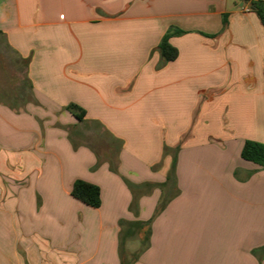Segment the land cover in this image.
<instances>
[{
	"label": "crops",
	"instance_id": "obj_1",
	"mask_svg": "<svg viewBox=\"0 0 264 264\" xmlns=\"http://www.w3.org/2000/svg\"><path fill=\"white\" fill-rule=\"evenodd\" d=\"M241 4L0 0L23 68L0 88V264H264V169L242 158L264 144V24Z\"/></svg>",
	"mask_w": 264,
	"mask_h": 264
},
{
	"label": "trees",
	"instance_id": "obj_2",
	"mask_svg": "<svg viewBox=\"0 0 264 264\" xmlns=\"http://www.w3.org/2000/svg\"><path fill=\"white\" fill-rule=\"evenodd\" d=\"M244 4L246 8H249V11H253L257 13L264 24V1L262 0H239ZM180 31H169L162 39L159 50L161 52L162 57L166 62L174 61L179 56V51L173 47L169 40L174 34H181ZM70 110L74 109V106H69ZM80 118V117H79ZM242 158L246 161L252 162L261 168L264 169V144L255 142V141H247L242 150ZM72 196L93 207L99 208L101 207V189L91 183L78 180L75 182L72 189Z\"/></svg>",
	"mask_w": 264,
	"mask_h": 264
},
{
	"label": "rangeland",
	"instance_id": "obj_3",
	"mask_svg": "<svg viewBox=\"0 0 264 264\" xmlns=\"http://www.w3.org/2000/svg\"><path fill=\"white\" fill-rule=\"evenodd\" d=\"M17 69V70H16ZM22 66L15 65L12 55L5 48L4 44L0 40V88L14 90L20 85L19 81L22 79L20 71H22ZM15 71H18V74L15 75ZM8 151V152H7ZM7 153L15 154L14 150L10 151L7 149ZM10 151V152H9ZM15 157V156H14ZM9 174L16 175V159H13V165H8ZM19 173V172H18ZM15 179V178H14ZM136 248V247H135Z\"/></svg>",
	"mask_w": 264,
	"mask_h": 264
},
{
	"label": "built area",
	"instance_id": "obj_4",
	"mask_svg": "<svg viewBox=\"0 0 264 264\" xmlns=\"http://www.w3.org/2000/svg\"><path fill=\"white\" fill-rule=\"evenodd\" d=\"M246 11H249V8H245Z\"/></svg>",
	"mask_w": 264,
	"mask_h": 264
},
{
	"label": "water",
	"instance_id": "obj_5",
	"mask_svg": "<svg viewBox=\"0 0 264 264\" xmlns=\"http://www.w3.org/2000/svg\"><path fill=\"white\" fill-rule=\"evenodd\" d=\"M242 6H243V4L240 5V7H242Z\"/></svg>",
	"mask_w": 264,
	"mask_h": 264
}]
</instances>
